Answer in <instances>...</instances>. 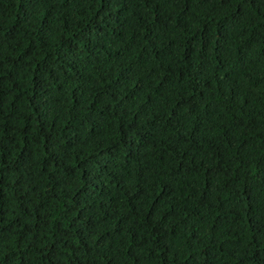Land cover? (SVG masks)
<instances>
[{
    "label": "trees",
    "instance_id": "obj_1",
    "mask_svg": "<svg viewBox=\"0 0 264 264\" xmlns=\"http://www.w3.org/2000/svg\"><path fill=\"white\" fill-rule=\"evenodd\" d=\"M0 264H264V0H0Z\"/></svg>",
    "mask_w": 264,
    "mask_h": 264
}]
</instances>
